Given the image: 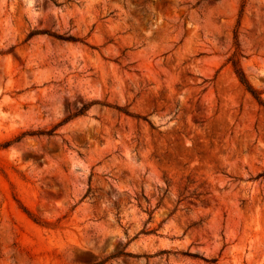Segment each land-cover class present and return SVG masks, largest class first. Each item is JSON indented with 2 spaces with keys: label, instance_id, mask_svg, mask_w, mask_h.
<instances>
[{
  "label": "rangeland",
  "instance_id": "obj_1",
  "mask_svg": "<svg viewBox=\"0 0 264 264\" xmlns=\"http://www.w3.org/2000/svg\"><path fill=\"white\" fill-rule=\"evenodd\" d=\"M0 264H264V0H0Z\"/></svg>",
  "mask_w": 264,
  "mask_h": 264
},
{
  "label": "trees",
  "instance_id": "obj_2",
  "mask_svg": "<svg viewBox=\"0 0 264 264\" xmlns=\"http://www.w3.org/2000/svg\"><path fill=\"white\" fill-rule=\"evenodd\" d=\"M239 55L240 53L237 51L234 53V55L230 58V61L232 62V65L234 67V70L237 74V76L239 77L240 81L246 85V87L254 94V96L256 98H259L256 90L254 89V87L251 85V83L249 82L245 72L243 71V68L241 67L240 63H239ZM88 105H85L84 107H82L79 111H77L74 114L69 115L67 118H65L64 122L67 121L68 119L72 118L73 116H77V115H81L84 114V112L88 109Z\"/></svg>",
  "mask_w": 264,
  "mask_h": 264
}]
</instances>
